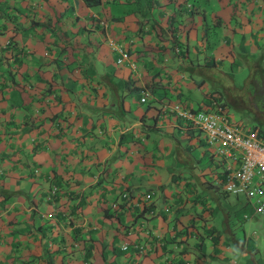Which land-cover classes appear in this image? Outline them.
<instances>
[{
  "label": "crops",
  "instance_id": "crops-1",
  "mask_svg": "<svg viewBox=\"0 0 264 264\" xmlns=\"http://www.w3.org/2000/svg\"><path fill=\"white\" fill-rule=\"evenodd\" d=\"M180 1L0 0V264H205L209 257L223 258L218 230L206 221L212 213L208 198L187 185L183 172L171 171L172 158L190 161L185 150H198L199 163L206 154L171 107L192 106L197 96L188 93V80L203 95L206 81L193 79L199 76L196 63L214 48L197 57L195 46L208 19L226 21L224 9L235 0H196L198 11L184 28L185 9L175 10ZM236 3L250 16L240 28L236 20L230 27L238 33L235 47L259 55L264 0ZM135 6L151 28L134 33ZM70 12L104 25L107 13L123 15L110 30L126 42L130 55L121 66L114 64L104 41L95 64L115 77L99 82L89 95H70ZM170 18L178 24L175 38L187 43L184 54L175 44L164 48L174 38L165 29ZM128 72L134 85L152 80L157 87L138 97L129 90L121 95ZM207 99L203 95L197 105ZM146 100L151 101L144 108ZM211 164L207 176L216 173ZM53 185L57 190L47 199ZM124 191L126 205L115 209ZM148 192L149 210L143 208ZM104 208L120 214L121 229L104 217ZM117 234L119 251L113 246ZM132 241L139 248L122 249Z\"/></svg>",
  "mask_w": 264,
  "mask_h": 264
},
{
  "label": "rangeland",
  "instance_id": "rangeland-1",
  "mask_svg": "<svg viewBox=\"0 0 264 264\" xmlns=\"http://www.w3.org/2000/svg\"><path fill=\"white\" fill-rule=\"evenodd\" d=\"M243 9L244 7L242 8L235 0L231 7L228 6L224 9L226 10V21L221 22L222 19L216 16L208 19L212 27L207 35H216V40L213 42L218 46V49L212 53L214 60L219 59L220 62L215 63L214 67L206 72L207 82L204 89H213L224 101L235 119L247 127L255 126L260 128L264 135V51L262 50L259 55H249L241 52L238 47H235L238 42L234 39V36L238 37V33L229 31L230 27H234L233 22L235 20L236 24L239 23L238 27L240 28L242 20L249 18V14L244 17ZM256 9H253V13H256ZM229 11L234 12L229 14ZM107 15L109 14L107 13ZM107 17H110V15ZM215 20L221 23L216 25L213 23ZM85 25L88 26L91 23L87 22ZM261 27L263 28L262 25ZM218 28H220V32ZM70 30H72V24L70 25ZM97 34L99 35L100 33L98 32ZM222 34L227 35L229 38L226 44L220 45L219 39L222 36L217 35ZM93 36L95 34H86L76 40L70 37V79L72 81L70 95L76 93L87 94V90L92 89L94 78L99 76V69L94 63L96 58L91 61L88 56L84 55L83 58L87 59L85 61L86 66H84V63L81 64L82 67L80 69L77 66H72L76 62L74 57L78 58L80 53H83L81 50L84 49L87 53L93 52L95 55H99L100 51L104 49L105 43L99 39V36ZM215 37L212 39L214 40ZM223 38L225 39V37ZM241 42L242 40H240V44ZM200 53H198L197 57ZM83 58L82 61H84ZM194 76L196 77V74ZM191 84L192 82L188 80L186 89L190 95L197 96V98L189 101L192 106H196L197 99L202 98L203 95L198 91L197 87ZM183 148L186 149L184 141ZM185 151L190 157L188 162L173 159L172 156L175 154V150L172 151L170 154L173 160L171 171L176 174L183 172L185 179L189 180L188 185L195 187L201 194L206 193L212 211L211 216L206 221L217 228L220 243L223 246V258L220 256L209 257V261L206 260L204 263L264 264V212L256 211L258 196L255 193L250 197H245L243 194H223L220 191L222 186H219V190H215V194L211 195L208 190L197 183L194 177L198 176L199 179H203L206 173L201 171H209L212 167L211 160L205 154L202 158L203 160L205 159L204 162L199 163L198 150ZM108 221H111L114 228H122L116 218ZM121 239L120 234H117L113 239V246L116 251L120 249ZM205 256L208 257L207 254Z\"/></svg>",
  "mask_w": 264,
  "mask_h": 264
},
{
  "label": "trees",
  "instance_id": "trees-1",
  "mask_svg": "<svg viewBox=\"0 0 264 264\" xmlns=\"http://www.w3.org/2000/svg\"><path fill=\"white\" fill-rule=\"evenodd\" d=\"M185 1L186 0H181L180 3H179L178 8L175 9V10H178L179 9V11H182L183 9H185L184 11L186 13V19H183L185 21L182 22V23H180V24H182V28L186 27L188 24H190L193 21L194 14L198 11V5H195L196 4V0H190L189 1L190 2L189 6L188 5L187 6L185 5V3H184ZM84 2L87 5H93V4L99 3V0H84ZM130 9H131V12L134 13L135 18H136L135 21H134L135 22V31H134V33L139 32V30L142 29V28H144L145 26H147L148 28H151L153 26L152 22H147V17H143V16L139 15L138 13L137 14L135 13L136 11H138V7L135 6V8H130ZM133 10H135V11H133ZM70 16H73L72 17L73 18V22H71L72 23V30H70V37H72V38H74L76 40V39H80V37H83L86 34H88V35L89 34L90 35L95 34V36H99V39H101L103 42L104 41L107 42L108 39H113L114 41L120 42V43L123 44L124 50L126 52V55H127V57H129L130 51H129L127 45H126V42L123 41V39L119 35L111 32V30H110V29H112V26H114V23L115 22H120V21L122 22L123 15L116 14V15H111L110 17H107L108 15H104L103 16V19L106 20V25H104L103 23H99L98 20H96L94 22H91V25H88V26L85 25L87 22L85 23V21H81L79 19L80 17L78 15H76V14L73 15L72 12H70ZM89 18L92 21V17H89ZM173 20H174L173 18H170L168 20V22H167L168 25L165 26V29H167V30L170 29L172 33H173V30L172 29H174V28H176V26H178V24L172 23ZM172 25H175V26L172 27ZM211 27H212V24L206 22V25H205V27L203 29L204 32L203 33H200V36H199V40H200L201 43L195 46L196 52H199V51H202V50H208L209 51V50H211V48H214L213 51L216 50V49H218L217 44H215L213 42V41L216 40V37H215L216 35L215 36L207 35V33L209 32V29ZM98 32L100 33L99 35L97 34ZM223 35L224 34L218 35V36L224 37ZM95 36H93V37H95ZM173 36H174V33H173ZM213 37H215L214 40L212 39ZM228 38L229 37L226 35L225 36V39H224L225 43L228 41ZM174 40H175V42H174ZM219 40H220L219 41V44L222 43V40L221 39H219ZM174 44L176 45L175 47L177 48V50H176L177 53L180 52V53L184 54L185 51H187V43H186V41L184 39H176L175 36L172 39V43L169 44L168 46L164 47V48L173 49V45ZM107 46H108V43H107ZM107 49L110 51L109 46H108ZM81 51L84 54L83 53H80V57H78V58L74 57V61H76V62L73 63V65H72L74 67L75 66L79 67V69H80V67H82L81 64L82 63L85 64V61L87 60V59L83 58L84 55L88 56L89 59H91V61L94 60L93 58H96L95 57L96 55L93 52L87 53V52L84 51V49L81 50ZM110 53L112 55V60H113L114 64L121 66L124 62H126V60L123 59L124 61L122 60L121 62L117 63L115 61L116 53L113 52V51H110ZM206 56H204V55L203 56H200L199 57V60L201 61V63H196L197 65H199V68L197 67V71H198V75L199 76L196 77V78H194L193 75H192V77H193V79H194V81L196 83H202L204 81L207 82V80H206V77H207L206 72L208 70H211V68L214 67L215 63L220 62L219 59L218 60L217 59L214 60V55L213 54L207 53ZM82 58H83L84 61H82ZM189 58L191 59V57H189ZM75 59H77V60H75ZM194 60H195V58H194ZM94 63H95V61H94ZM84 66H86V64ZM81 69H83V68H81ZM103 70H104V68H103ZM101 71L99 70V72H101ZM114 77H115V74L113 73L112 70L110 71V69L107 70L105 73H99V76L96 77V78H94V80H93L92 89H88L87 90L88 91L87 94L89 95L90 90H95V88H96L97 84H99V82H102V81H105V80L106 81H109L110 80L112 82V80H113ZM120 78H122V77H120ZM135 79L136 78L133 77V76H131L129 74V72H128L127 77L125 79H123V81H124V86H123L124 90L121 87L118 88V90L119 89L121 90L119 93L122 95L125 90H129V91L134 92L135 97H138V94L139 95L141 94L140 93L141 90H144V91L147 90L148 91V89L149 90H152L153 87H157L156 84H155V81H152V80L146 81L143 86L134 85L133 82L135 81ZM112 88H113V91H115L117 89L114 86V83H113V87ZM203 95H204V97H207L208 98L206 101H204L205 103L209 102L210 99H214L215 101H217L221 105H223L226 108L228 114H230V116L233 119H235V117L232 116L231 112L229 111L228 107L225 105L224 101L221 99V97L217 93H215L213 91V89H210V88L204 89ZM150 101L151 100H149V101L146 100V101L143 102L144 103V108H147V106H149V102ZM204 102H200L196 106H186V105H183L182 106L180 104V107L185 108V109L193 110L196 107H201L204 104ZM209 104H211V102ZM174 115L177 118H179L178 120L180 121L181 125L185 129H187L186 132L193 134V136L196 137V139L198 138L199 143L203 144V146H204L203 152H205L206 155H208L209 159L211 160V163H213V165L215 164L216 173L215 174H212V175L210 173L209 176H207L205 179H203V180H201L199 182V184L202 185L201 187H203L204 189L208 190L209 193H211V195L215 194L214 191L215 190H219V186L220 187L222 186V181H223V174H222V171H221V166H222L221 161L218 162V160L214 159L213 154L206 147V145L204 143V140H203L202 136L200 135L198 129L190 121L186 120L185 118H183L181 116L179 117L176 114H174ZM243 126L244 127H247L244 124H243ZM247 128H255L256 132L259 135H263V132L261 131L260 128H256L255 126H253V127H247ZM140 136H141V138L143 137V135H140ZM188 183L189 182L187 180V185H188ZM56 190H57V187H56ZM47 191H48V193H46V195H47L46 197H47V199H49L50 197H52L54 195L55 192H50V188H48ZM220 191L223 194H227V192L225 190H223L222 187H221V190ZM203 194L206 195V193H203ZM127 196H128L127 195V192H125V191L119 193V198H120L121 201L120 200L117 201V202L115 201L116 204H113L115 206V209H119L118 208L119 206L122 207V206L126 205ZM149 196H150V193L148 192L147 193V196L143 197V208L148 209V210L151 209V204H150L149 200H146V199L149 198ZM206 198H207V195H206ZM119 215H118V213L116 211L115 212H107L106 211V208H104V217H106L108 219L116 218ZM211 229H213V231L216 230L213 227H211ZM217 234L218 233L215 234L216 235L215 237H217ZM217 239L218 238H216L214 241H216ZM134 243H135L134 241L130 242L129 244L127 243L128 244V247H132V248H135V249L139 248V245L138 244H137L136 247H134L133 246ZM128 247H127V249H128Z\"/></svg>",
  "mask_w": 264,
  "mask_h": 264
},
{
  "label": "built area",
  "instance_id": "built-area-1",
  "mask_svg": "<svg viewBox=\"0 0 264 264\" xmlns=\"http://www.w3.org/2000/svg\"><path fill=\"white\" fill-rule=\"evenodd\" d=\"M107 43L110 51L116 53L117 63L127 57L122 43L113 39H108ZM131 67H134L133 64ZM171 108L177 116L190 121L198 129L214 159L221 161L223 190L227 194H243L245 197L255 193L258 196L256 211L263 213L264 136L259 135L255 128L244 127L239 120L233 119L226 108L214 99L193 110L177 104ZM55 191V185L51 186L50 192ZM127 247V243L122 244V249Z\"/></svg>",
  "mask_w": 264,
  "mask_h": 264
}]
</instances>
